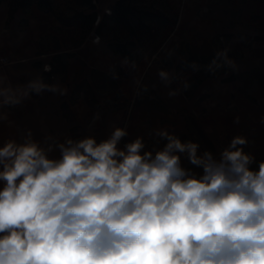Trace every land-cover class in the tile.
<instances>
[{"label":"clouds","instance_id":"obj_1","mask_svg":"<svg viewBox=\"0 0 264 264\" xmlns=\"http://www.w3.org/2000/svg\"><path fill=\"white\" fill-rule=\"evenodd\" d=\"M127 134L47 136L42 146L29 131L0 146V264H264V161L250 167L246 138L217 160L167 130H157L166 143L155 152L142 151V137L118 148Z\"/></svg>","mask_w":264,"mask_h":264},{"label":"rangeland","instance_id":"obj_2","mask_svg":"<svg viewBox=\"0 0 264 264\" xmlns=\"http://www.w3.org/2000/svg\"><path fill=\"white\" fill-rule=\"evenodd\" d=\"M155 1L170 17L177 14L179 18L172 0ZM115 2L95 0L98 15L94 23L79 13L90 11L81 5V0H53L52 10L33 4L11 15L8 1L0 2V63L19 64L9 75H18L32 89L53 83L67 89L63 95L49 91L37 94L31 89L37 112L25 118L35 120L37 114L42 127L41 132L38 127L37 141L43 146L47 136L56 142L92 136L99 143L120 127L128 133L117 145L123 149L134 141L132 134L139 132V127L131 128L135 111L162 105L156 91L147 84L140 83L135 88L130 82L126 84L131 71L127 61L155 57L154 62L171 71L170 84L174 88L181 86L186 97L192 98L195 75H202L198 71L204 66L185 67L179 63L188 58L190 51L215 52L225 56L231 66L211 76L224 81V124L221 111L207 117L202 107L197 112L187 109L182 111L184 126L175 134L182 142L198 143V154L210 151L217 160L234 137H244V151L255 157L250 167L258 169L259 162L264 161V0H192L198 15L191 12L186 18L200 29L185 32L175 25L164 48L152 53V47L167 30V22L163 23L155 38L137 43L139 58L135 61L125 59L112 46V41L123 33L114 12ZM101 19L103 23L97 28ZM79 47L83 54L78 55ZM74 57L83 66L75 64L77 74L67 80ZM45 62L50 63V73L45 71ZM230 74L232 79L226 80ZM17 99V95L10 97L0 109L4 120L18 118V103H14ZM210 140L215 143L214 152ZM143 141L142 151L153 152L166 143L159 136L145 137ZM48 155L59 158L60 152L54 148ZM181 165L197 176L203 174L202 168L192 165L184 155Z\"/></svg>","mask_w":264,"mask_h":264},{"label":"crops","instance_id":"obj_3","mask_svg":"<svg viewBox=\"0 0 264 264\" xmlns=\"http://www.w3.org/2000/svg\"><path fill=\"white\" fill-rule=\"evenodd\" d=\"M191 1L172 0V3L179 12L176 29L180 31L186 32L200 29L198 25L189 22L186 18L187 15H192L191 12H194V16L198 15L197 11H195V5L193 6ZM165 43L161 46L160 50L164 48ZM79 48L80 53L78 55L83 54L81 47ZM160 50L156 53H159ZM77 59L74 57V61L70 64V73L67 80H71V77L77 74L78 68H75V64L80 65V67L83 66ZM154 61L155 57L136 62L127 61L130 64L131 71L129 72L126 84L130 82L133 88L138 87L140 83L147 84V86L156 91L157 97L162 104L160 106L152 105L148 108H139L135 111L132 119L134 125L131 128L139 127V132H135V134L131 133L134 140L137 137L158 136L156 135L157 130H167L170 134L179 131L184 126L182 111H186L187 109L197 112V109L202 107L207 117H211L214 113L221 111V124H224V81L217 80L211 76L206 77L196 85L192 98H188L181 86L174 88L170 84L169 75L171 71H167ZM44 64L48 66L50 63L45 62ZM18 65V63H0V109L9 103L10 97L17 95L21 99L25 93H28V96L18 103V118L0 120V145H3L8 140H15L17 143H21L29 131H31L32 138L35 141L40 138L37 131L38 127L41 126V122L39 123L37 120V114L35 120L31 119L30 116L29 119L25 118L28 113L37 112V103L31 92L32 88L18 75H9V72L13 73L18 68ZM87 68L86 66L85 70ZM105 68H108L107 65ZM46 72L50 73V71ZM162 72L166 74L164 77L161 76ZM204 126L207 128V125ZM41 131L42 127H40ZM49 158L58 159L57 157ZM0 182V189H2L3 182Z\"/></svg>","mask_w":264,"mask_h":264},{"label":"trees","instance_id":"obj_4","mask_svg":"<svg viewBox=\"0 0 264 264\" xmlns=\"http://www.w3.org/2000/svg\"><path fill=\"white\" fill-rule=\"evenodd\" d=\"M1 1H8L10 15L11 12H14L18 8L25 9L33 4L46 10H52L54 6L53 0H0V2ZM81 5L89 8L90 11L84 12L80 10L79 13L90 17L91 23H94L98 15L95 10V0H81ZM114 12L119 25L122 26L123 33L120 37L112 41V46L115 51L121 53L125 59L130 61H135L139 58V52L136 47L137 43L155 38L161 29L160 27L163 23L167 22L168 27L165 34L151 50L152 53L158 52L170 36L178 20L177 14L170 17L166 11L162 10L159 5H157L155 0H116ZM102 23L103 19L99 21L97 28H99ZM97 31L99 32V30ZM179 65L185 67L204 66V69L198 71L203 72V74L199 76L195 75L194 85H198L206 77L218 74L220 70L225 72L231 69L230 63L225 56L218 55V53L215 52L203 53L198 50L190 51L188 58L180 62ZM230 79H232V74L228 75L226 78V80ZM196 126L199 127V124L196 123ZM174 135L178 136L175 133ZM210 147L212 152L216 151L215 143L212 140H210Z\"/></svg>","mask_w":264,"mask_h":264},{"label":"built area","instance_id":"obj_5","mask_svg":"<svg viewBox=\"0 0 264 264\" xmlns=\"http://www.w3.org/2000/svg\"><path fill=\"white\" fill-rule=\"evenodd\" d=\"M3 60H4V58H3Z\"/></svg>","mask_w":264,"mask_h":264}]
</instances>
